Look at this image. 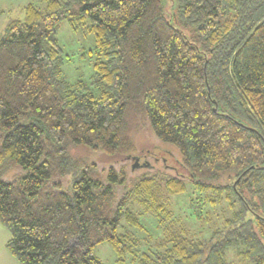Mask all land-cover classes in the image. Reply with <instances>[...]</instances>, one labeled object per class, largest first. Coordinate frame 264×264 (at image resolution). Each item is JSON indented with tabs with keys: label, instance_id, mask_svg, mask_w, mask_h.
<instances>
[{
	"label": "trees",
	"instance_id": "trees-1",
	"mask_svg": "<svg viewBox=\"0 0 264 264\" xmlns=\"http://www.w3.org/2000/svg\"><path fill=\"white\" fill-rule=\"evenodd\" d=\"M42 2L0 34L10 255L102 264L93 249L107 243L119 264H264V0ZM62 20L93 35L89 83L62 74ZM145 132L186 175L120 166ZM188 192L205 236L170 205Z\"/></svg>",
	"mask_w": 264,
	"mask_h": 264
},
{
	"label": "rangeland",
	"instance_id": "rangeland-1",
	"mask_svg": "<svg viewBox=\"0 0 264 264\" xmlns=\"http://www.w3.org/2000/svg\"><path fill=\"white\" fill-rule=\"evenodd\" d=\"M42 1L0 0V34L9 20L23 17V7L26 4L32 3L42 6ZM55 38L61 48L62 74L66 81L69 84H75L78 81L89 83L94 76L95 43L93 35L87 32L84 27L74 30L67 20H62ZM91 90L94 89L91 88ZM135 146L137 152L125 157L120 165L127 171H131L132 175L141 174L145 171H153L166 176L187 174L185 170L180 168L178 155L170 144L160 143L145 132L136 136ZM145 148L150 150L147 154L141 152ZM189 194L188 192L186 195L170 197V205L192 234L197 237L205 236L208 233L205 231V226H202L195 217L189 215ZM210 218L215 220V213ZM141 221L154 237L157 236L153 219L146 216ZM93 255L102 264H119L116 262V257L107 243L96 245L93 249ZM123 264L133 263L126 260Z\"/></svg>",
	"mask_w": 264,
	"mask_h": 264
},
{
	"label": "crops",
	"instance_id": "crops-1",
	"mask_svg": "<svg viewBox=\"0 0 264 264\" xmlns=\"http://www.w3.org/2000/svg\"><path fill=\"white\" fill-rule=\"evenodd\" d=\"M9 239V232L0 225V264H18L6 249V243Z\"/></svg>",
	"mask_w": 264,
	"mask_h": 264
}]
</instances>
